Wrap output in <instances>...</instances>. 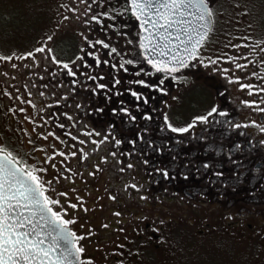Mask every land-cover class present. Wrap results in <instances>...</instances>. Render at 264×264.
Returning <instances> with one entry per match:
<instances>
[{
    "label": "flooded vegetation",
    "instance_id": "flooded-vegetation-1",
    "mask_svg": "<svg viewBox=\"0 0 264 264\" xmlns=\"http://www.w3.org/2000/svg\"><path fill=\"white\" fill-rule=\"evenodd\" d=\"M113 2L109 0L104 9L97 6L94 15L99 22L86 18L88 35L84 43L77 34L70 36L77 43L70 56L64 49L68 41L65 34L50 45L51 57L58 62L40 61L33 80H28L31 93L42 102L41 117L47 127L55 130L59 141L57 147L50 143L52 150L45 153L47 163L38 156L28 158V153L26 157L17 156L18 152L16 155L8 148L0 149L10 152L22 168L35 169L45 195L59 201L51 205L52 210L74 221L68 228L84 237L79 241L84 248L80 256L83 264H98L89 249L96 244L99 250L107 236L104 229L85 226L84 221H91L92 210L84 204L80 211L78 205L84 200L81 187L89 194L95 189L101 191L97 182L101 184L102 180L97 181L102 166L93 156L91 159L89 153L85 157L72 155L74 145L80 141H84L85 147L113 150L112 161L106 162L114 176L108 187L109 196L114 201L113 213H119L122 224L131 226L133 240L156 250L164 240L173 239L183 246L196 241L197 236L209 235L211 240L216 234H241L259 247L260 263L264 264V111L260 110L264 109V63L235 62L229 67L226 57H222L227 72L206 75L204 66L210 62V56L205 51L216 32L212 13V29L197 58L179 72L157 73L142 55V29L126 10L128 0H118L117 6L111 7ZM209 7L212 11L210 2ZM78 26L82 28L81 24ZM79 52L82 59L74 62L73 77L61 64H69V58ZM126 60L133 63H125L122 68ZM140 79L153 85L164 79V84L159 85L164 91L133 82ZM116 80L120 83L115 84ZM99 84L107 88L100 89ZM195 87L208 93L202 107L194 105L187 116L170 120L169 114L184 105ZM133 91L141 93L148 103L137 100L131 95ZM124 108L127 113L122 111ZM213 108L216 112L208 116ZM145 115L152 119H144ZM202 116H208L207 121L196 119ZM169 124L191 127L185 133H174ZM115 140L121 143L117 145ZM61 152L63 156L59 155ZM128 164L132 167L128 168ZM163 171L168 172V177ZM133 184L135 188L131 187ZM97 195L103 201V193ZM72 204L77 207L72 208ZM179 255V261H183L184 256ZM113 259L106 264H122L121 254Z\"/></svg>",
    "mask_w": 264,
    "mask_h": 264
},
{
    "label": "rangeland",
    "instance_id": "rangeland-1",
    "mask_svg": "<svg viewBox=\"0 0 264 264\" xmlns=\"http://www.w3.org/2000/svg\"><path fill=\"white\" fill-rule=\"evenodd\" d=\"M108 1L0 0V57H12L11 60L0 59V147L8 148L14 154L18 152L17 156H25L26 153L27 157L32 159L38 156L47 163L45 153L52 150L50 143L52 147H57L59 141L54 135L55 130L53 132L51 127H47V122L42 118V102L36 100L31 93L28 80L31 77L33 80L36 75L35 68L40 65V61L58 62L51 57L50 45L56 40L59 41L60 36L65 34L68 37L64 46L68 56L73 52L70 36L77 34L84 43L88 35L85 28L88 25L86 18L91 19L94 14L97 15V6L104 9L108 6ZM258 1L264 0H218L213 4L216 32L215 38L208 43L205 54L210 56L207 62L211 60L215 63L209 62L204 66L206 75L214 76L221 71L227 72L222 57H226L229 67L235 62L264 63V13L261 23L258 17L259 11L264 12L259 9L261 6L264 9V3L259 5ZM117 3L118 0H114L111 7L117 6ZM78 24H81L82 28ZM37 48H43L44 51L36 52ZM80 52L69 58V66L73 71L76 69L74 62L80 60ZM28 53L32 55L29 56ZM99 61L101 63L103 59L99 58ZM233 77L230 76L232 79ZM192 90L184 105L169 114L170 120L176 121L187 116L194 110V105L195 108L202 107L208 93L201 87ZM41 129L44 131L41 132ZM68 145L69 143L66 144L67 150ZM82 145L81 141L77 142L73 147L74 152L82 157L89 153L90 158L93 159V156L102 166L97 179L98 181L102 178L101 184L97 182L101 191L95 189L89 194L81 187L84 200L78 203L80 211L84 204L92 210L91 221H84L85 226L93 225L104 229L107 236V242L100 243L99 250L96 244L91 245L92 249H89L94 253L93 259L98 264L114 260L113 256L118 253L122 255V264H262L259 247L250 243L246 236L230 232L216 234L214 236L217 238L211 237V240L209 235L197 236L195 243L183 246L173 239L164 240L162 246L156 250H150L136 242L131 236V226L122 224L119 215L113 213L114 201L109 196L108 187L114 176L111 165L106 163L108 160L112 161L113 150ZM79 151H85V154ZM98 192L103 193V201H100L102 196H98ZM170 209L173 210V207ZM110 225L113 228L110 229ZM179 253L184 256L181 257L183 261H179Z\"/></svg>",
    "mask_w": 264,
    "mask_h": 264
},
{
    "label": "snow or ice",
    "instance_id": "snow-or-ice-1",
    "mask_svg": "<svg viewBox=\"0 0 264 264\" xmlns=\"http://www.w3.org/2000/svg\"><path fill=\"white\" fill-rule=\"evenodd\" d=\"M126 10L132 13L140 28L146 33L140 47L144 50L145 60L157 73L179 72L181 68L188 66L189 60L197 58L198 51L208 35L212 17L209 0H128ZM91 19L99 22L95 15ZM96 43L102 44L105 48L109 47L103 41ZM43 51V48L36 49V52ZM111 51L116 52V49L112 48ZM28 55L31 56L32 53ZM88 55L92 53L89 52ZM0 59L11 60L12 57ZM125 63L132 64L133 61H123L122 68ZM210 63L215 61L210 60ZM62 67L67 70L68 75L76 76V72L68 63H63ZM143 71L144 69H140V72ZM140 72H136L135 75L139 76ZM89 79L95 80L96 77ZM133 82L145 88L156 87L157 90L164 91L163 88H159V85L164 84V79L159 80V85L149 84L144 79ZM119 83V80L115 81V84ZM98 87L107 88L104 84H99ZM131 95L137 100H143L145 104L148 103L147 98L141 93L133 91ZM122 111L128 112L126 108ZM215 112L216 109L213 108L208 116ZM208 116L196 119L207 121ZM131 119L135 120L136 117L131 116ZM144 119L151 120L152 117L145 115ZM168 127L174 133H185L191 125L177 128L169 124ZM139 138L143 139L142 136ZM115 143L119 145L121 141L115 140ZM131 143L135 144V141ZM59 155L63 156L64 153L61 152ZM72 155L75 156L76 153ZM16 164L17 161L10 152L5 153L0 149V264H83L80 256L84 248L79 241L84 237L77 236L68 228L74 221L66 220L60 213L52 210L51 205L58 204L59 201L51 200L45 195L44 184L41 183L35 169L28 171L18 168ZM127 167L131 168L132 165L128 164ZM204 167L207 168L208 165L205 164ZM163 175L168 177L169 174L163 171ZM131 187L135 188L136 185L133 184ZM71 207L76 208L77 205L72 204Z\"/></svg>",
    "mask_w": 264,
    "mask_h": 264
},
{
    "label": "trees",
    "instance_id": "trees-1",
    "mask_svg": "<svg viewBox=\"0 0 264 264\" xmlns=\"http://www.w3.org/2000/svg\"><path fill=\"white\" fill-rule=\"evenodd\" d=\"M216 1H218V0H209V2L213 5ZM264 3V1H258L257 2V4H259V5H262ZM259 9H261V10H264L263 8H262V6L259 8ZM263 11H259L258 12V17H259V19H260V23L263 21V17H262V15H263ZM71 45H72V47H76L77 46V43L75 42V39H71Z\"/></svg>",
    "mask_w": 264,
    "mask_h": 264
},
{
    "label": "water",
    "instance_id": "water-1",
    "mask_svg": "<svg viewBox=\"0 0 264 264\" xmlns=\"http://www.w3.org/2000/svg\"><path fill=\"white\" fill-rule=\"evenodd\" d=\"M212 25H213V19H212V17H211V24H210V26H209V30H208V35H209V33H210V31H211V29H212ZM146 35V33H144V31L142 30V32H141V40H140V44H141V42H142V40H143V37ZM208 35H207V37H208ZM206 37V38H207ZM143 49L141 48V52H142V55H143ZM199 52V51H198ZM161 59H164V58H161ZM192 60H189L188 61V64L191 62ZM171 66V65H170ZM184 68H186V67H184ZM181 69H183V68H181ZM16 166L18 167V168H22L18 163L16 164ZM69 231H71L70 230V228H69Z\"/></svg>",
    "mask_w": 264,
    "mask_h": 264
}]
</instances>
